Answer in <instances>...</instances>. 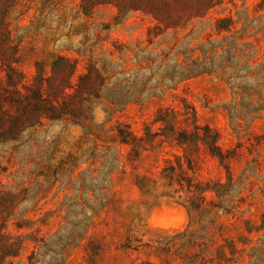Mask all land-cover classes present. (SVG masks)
Segmentation results:
<instances>
[{"label":"rangeland","instance_id":"rangeland-1","mask_svg":"<svg viewBox=\"0 0 264 264\" xmlns=\"http://www.w3.org/2000/svg\"><path fill=\"white\" fill-rule=\"evenodd\" d=\"M0 264H264V0H0Z\"/></svg>","mask_w":264,"mask_h":264}]
</instances>
